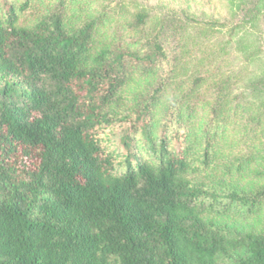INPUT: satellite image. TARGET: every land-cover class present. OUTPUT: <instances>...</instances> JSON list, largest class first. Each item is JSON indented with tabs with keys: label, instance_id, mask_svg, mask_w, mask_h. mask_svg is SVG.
Instances as JSON below:
<instances>
[{
	"label": "trees",
	"instance_id": "16d2710c",
	"mask_svg": "<svg viewBox=\"0 0 264 264\" xmlns=\"http://www.w3.org/2000/svg\"><path fill=\"white\" fill-rule=\"evenodd\" d=\"M222 3L0 0V264H264V0Z\"/></svg>",
	"mask_w": 264,
	"mask_h": 264
},
{
	"label": "rangeland",
	"instance_id": "374dc122",
	"mask_svg": "<svg viewBox=\"0 0 264 264\" xmlns=\"http://www.w3.org/2000/svg\"><path fill=\"white\" fill-rule=\"evenodd\" d=\"M191 1V0H190ZM189 0H171V2L176 3V5H181L182 7H191V9L197 12H205L210 15H214L215 17L223 18L226 14L225 7L222 3L223 0H192V4H190ZM187 2V3H185ZM180 6V7H181ZM263 43H264V35H263ZM107 145L110 146L109 149L114 150L115 152H121L122 149H119L114 141L107 137ZM264 185L263 181H258L257 184ZM237 224H245L248 229L260 231L264 229V211L253 215L251 218L243 219L241 221L236 222ZM264 231V230H263Z\"/></svg>",
	"mask_w": 264,
	"mask_h": 264
}]
</instances>
